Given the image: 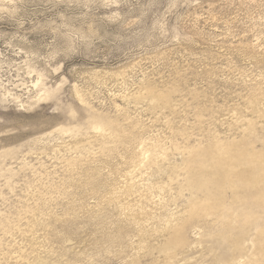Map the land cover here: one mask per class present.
Masks as SVG:
<instances>
[{"label": "rangeland", "instance_id": "374dc122", "mask_svg": "<svg viewBox=\"0 0 264 264\" xmlns=\"http://www.w3.org/2000/svg\"><path fill=\"white\" fill-rule=\"evenodd\" d=\"M260 231L264 0H0V264H264Z\"/></svg>", "mask_w": 264, "mask_h": 264}, {"label": "water", "instance_id": "95a60500", "mask_svg": "<svg viewBox=\"0 0 264 264\" xmlns=\"http://www.w3.org/2000/svg\"><path fill=\"white\" fill-rule=\"evenodd\" d=\"M261 233V231H260ZM262 235V237H261ZM239 237L237 234L231 235L229 237H224L223 235H221L220 237H212L209 238L207 236L206 238V245L204 246L205 251L211 252L212 256H211V264H224L225 261L228 260H232L233 258H235V255H239L242 254L244 256V254L246 253L243 248H241L240 252H237V249L234 248L237 245H234L232 247V243L234 238ZM258 240L260 241V238H264V234H260V236H257ZM238 240L235 241V244H237ZM245 241L241 242L240 245H243ZM254 243L257 245L259 244L258 242L254 241ZM239 253V254H238ZM262 252L259 253V255H255L257 257H262L261 256ZM235 256V257H232ZM254 256V255H253ZM259 259V258H258ZM251 262L253 264L257 263L256 261L252 260L251 257Z\"/></svg>", "mask_w": 264, "mask_h": 264}]
</instances>
